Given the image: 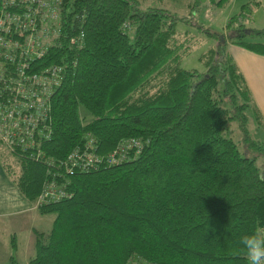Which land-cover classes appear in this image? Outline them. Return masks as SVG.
<instances>
[{"label": "trees", "instance_id": "obj_1", "mask_svg": "<svg viewBox=\"0 0 264 264\" xmlns=\"http://www.w3.org/2000/svg\"><path fill=\"white\" fill-rule=\"evenodd\" d=\"M141 5L62 0L63 47L47 56L67 74L42 148L58 159L90 137L103 154L130 137L144 145L118 164L73 172L0 147L28 198L49 179L66 188L38 205L56 216L27 264H250L240 237L264 229V141L250 135L247 111L257 128L264 122L227 43L264 55V28L231 17L208 33L218 45L201 55L205 69H188L187 16ZM78 30L81 46L67 39ZM7 264L20 263L12 253Z\"/></svg>", "mask_w": 264, "mask_h": 264}, {"label": "built area", "instance_id": "obj_2", "mask_svg": "<svg viewBox=\"0 0 264 264\" xmlns=\"http://www.w3.org/2000/svg\"><path fill=\"white\" fill-rule=\"evenodd\" d=\"M64 27L62 0H0V147L21 149L30 159L46 160L66 172L118 164L130 148H142L143 139L130 137L103 154L90 137L58 159L42 148L51 136V97L67 74L64 62L48 60L51 48L63 47ZM83 36L78 30L67 39L81 46ZM65 189L55 179L46 180L36 206L61 198Z\"/></svg>", "mask_w": 264, "mask_h": 264}, {"label": "crops", "instance_id": "obj_3", "mask_svg": "<svg viewBox=\"0 0 264 264\" xmlns=\"http://www.w3.org/2000/svg\"><path fill=\"white\" fill-rule=\"evenodd\" d=\"M227 49L242 73L264 122V55L232 42L227 43ZM262 129L264 131V127ZM55 216L54 212L39 211L35 200L28 198L7 172L0 155V264H7L12 253L18 263L27 264L36 253V233H49ZM12 236L15 248L12 247Z\"/></svg>", "mask_w": 264, "mask_h": 264}, {"label": "rangeland", "instance_id": "obj_4", "mask_svg": "<svg viewBox=\"0 0 264 264\" xmlns=\"http://www.w3.org/2000/svg\"><path fill=\"white\" fill-rule=\"evenodd\" d=\"M141 6L145 8L147 6H165L178 15L187 16L189 22L186 25L182 24V26H186L191 33L187 36L189 41L187 43L184 42L188 48H186L187 51L181 59V66L199 71L205 69V63L202 61L201 55L209 48H216L218 45L216 35L211 36L208 33L215 32L218 34L224 31L225 25L231 17H236L237 23L242 21L247 27L264 28V0H227L222 5L213 3L211 0H142ZM243 7L245 15L241 16L240 11ZM191 8H194V10L192 11ZM192 18L196 24L202 25L205 29L197 27L195 22H192ZM183 34H178V37L183 39L185 36ZM247 115V126L250 135L254 139L264 141V131L261 127H256L257 124L250 109L247 111ZM242 146L240 147L242 148ZM1 152L9 154L5 150H1ZM18 171L19 168L17 173Z\"/></svg>", "mask_w": 264, "mask_h": 264}, {"label": "clouds", "instance_id": "obj_5", "mask_svg": "<svg viewBox=\"0 0 264 264\" xmlns=\"http://www.w3.org/2000/svg\"><path fill=\"white\" fill-rule=\"evenodd\" d=\"M240 244L250 264H264V230L242 235Z\"/></svg>", "mask_w": 264, "mask_h": 264}]
</instances>
